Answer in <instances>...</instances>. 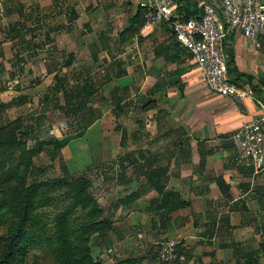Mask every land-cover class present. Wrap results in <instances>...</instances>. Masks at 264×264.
I'll return each instance as SVG.
<instances>
[{"label": "crops", "instance_id": "obj_1", "mask_svg": "<svg viewBox=\"0 0 264 264\" xmlns=\"http://www.w3.org/2000/svg\"><path fill=\"white\" fill-rule=\"evenodd\" d=\"M139 1H39L48 20H57L52 28L56 32L43 35V44H52L45 50L69 55L66 63L74 67L73 82H63L59 74L55 78L57 88L67 96L66 106H72L73 117L79 112L80 128L87 126L88 133L114 132L117 123L105 131L96 123L102 118L118 119L123 122L122 146L126 136L139 140L130 144L127 139L125 152L116 162H103V157L85 160L78 154L74 160L66 152L73 137H61L54 122L60 112L69 111L60 98H54L51 115L32 117L37 111L35 95L43 86L47 92L48 82L0 85V103L9 101L11 109L27 113L23 123L30 146L36 140H50L33 157L41 172L43 167L34 159L41 160L46 151L50 158H58L60 176L84 174L90 178L95 198L112 220L113 243L141 239L150 249L155 239L178 237L185 248L194 251L193 263L264 264V165L258 170L242 164L230 140L242 124L264 114V51L239 30L225 39L230 75L252 92L239 99L221 96L205 86L200 70L175 41L168 24L146 20ZM181 2L195 12L200 2L214 4L217 0ZM19 35L7 38L15 59L22 39ZM33 39L28 35L25 42L32 45ZM37 54L33 50L32 55ZM48 59L45 56L47 63ZM44 71L47 74L46 67ZM84 74L91 77L89 90L81 85ZM67 84L72 91L65 90ZM84 93L90 96L81 100ZM3 108L0 106V116L6 117ZM50 116V126L43 120L48 126L44 135L41 120ZM86 118L91 120L88 125H84ZM164 136L168 139L162 141ZM146 137L148 142L141 141ZM101 147L95 142L94 148ZM100 165L118 170L105 180L91 179L87 170ZM76 168L80 171L73 174ZM182 202L183 206L176 207ZM117 215L121 216L116 219Z\"/></svg>", "mask_w": 264, "mask_h": 264}, {"label": "rangeland", "instance_id": "obj_2", "mask_svg": "<svg viewBox=\"0 0 264 264\" xmlns=\"http://www.w3.org/2000/svg\"><path fill=\"white\" fill-rule=\"evenodd\" d=\"M39 1L40 0H0V63L2 64V66H0V85L7 86L9 85L8 82H48L49 88L47 92H45V86H43V88H40L35 95L38 97L36 104L37 111L34 112L32 117H36L37 114L38 116L51 115V109L54 105L53 103H56L54 98H60L62 102H65L63 107L69 109V111H62L60 114L57 113L59 114V117L54 120V122L58 123L57 129L61 133V137L65 135L73 137V141L66 152L70 154L74 160H77L76 157L78 154L85 160L103 157V162H116V160L120 159L125 152V146L128 143L127 139H129V143L130 141L139 142V140L134 138L132 135L126 136V145L122 146L123 139L120 127L123 125V122L119 121L118 119L112 120L110 118H102L101 120H98V123H96V125L99 127L101 125L104 128V131L105 129H108L105 127L112 126V124L115 125L117 123L118 128L114 132L113 130L108 129V133L107 131L102 134H97L95 131L88 133V131H86L87 126L80 128L82 121L80 120L79 112L77 111L76 113H78V115L75 114L73 117L72 114L74 113H72V111L70 112V110H72V106H66L67 96L64 93V90L57 88L59 86L57 85L56 82L58 81L55 78V75L59 74L60 77L64 79L63 82H73L75 77L73 70L74 67L73 65L71 66V64L69 65L66 63L67 59L70 60V58H68L69 55L64 56L63 54L59 53L57 49L50 50L48 52L45 50L47 46H52V44H43L45 42L43 40V35L47 31L56 32L52 28L57 24V20H48L46 10L40 6ZM21 14H25L27 16L26 21L23 23H19L17 21ZM16 33L21 34L19 36L22 37V39L18 42L19 46L16 47V49H19L17 53V59H15L16 56H12L11 43L10 40L7 39L10 35H15ZM28 35L34 36L32 45H36L38 49L32 47L31 43L25 42V37ZM27 47L29 51L26 50ZM33 50H38V54L32 55ZM19 53L21 54L20 56ZM45 56L49 58L48 63L45 60ZM20 58H22V60H20ZM32 60H35L34 66L31 65ZM24 63L29 64L25 65ZM45 67L47 69V74L44 71ZM50 68H53V70H50ZM13 73L15 75H13ZM84 75L82 76L81 85L83 87H87L86 89L89 90L90 87L88 84L91 81V77L88 74ZM52 83L54 84L53 86ZM72 89V86L68 84L66 85L65 90L72 91ZM89 96L90 95L87 93H84L81 100H84L85 98L88 99ZM7 103H9V101L0 103V106H4L8 112H6V117L0 116V125L5 124L7 121L19 119L21 128H24L23 122L26 120V118H28L26 115V109H24L26 114L22 115L21 112L23 111L11 109ZM44 104L47 106L46 109H44ZM110 106L111 105L108 107ZM48 108L50 110L47 114L46 110ZM8 115L13 118H9ZM44 119L50 126L49 122L52 121V116H50L49 119L43 118L41 120L44 126H42L40 129L44 131V135H47L45 132L48 131V126H45L46 122L43 121ZM127 123L128 121L125 124L127 125ZM95 129H98V127H95ZM140 139L143 142L149 141V137H146V139ZM166 139H168V137L164 136L162 141H165ZM25 140L28 145L32 144L28 142L27 136L25 137ZM76 141L79 142L77 143ZM95 142L101 144L102 147L100 150L94 148ZM34 162H36L37 165L40 164V166L43 167L42 172L40 170L36 177L37 180L60 177L62 169L58 158H50V155L46 151L43 152L41 160L34 159ZM97 168L98 169L92 171L87 170V175H89L93 180L96 178L105 180V178L112 175L113 172L115 173V170H118V167H108L107 165H100V167ZM72 171L73 174H78L80 169L76 168V170L72 169ZM84 171L85 170L82 169L83 173ZM28 181H31L30 177H28ZM120 216L121 215H117L116 219H118ZM12 220L13 217L9 213L3 214V216L0 218V253L4 247L5 237L10 228ZM126 241L127 244L124 243L120 245V241H117L115 243L112 242L107 246L106 244L100 246L96 243V237L94 235L90 240L92 256L94 259L100 258L103 264H128V260L131 259L135 260L134 264H171L163 263L157 260L156 256L152 252L151 247L149 249L147 242L145 243L141 239H127ZM18 247L19 251L14 258L13 264H61L57 261L55 256L50 253L48 248L43 243L36 242L28 235L23 234L18 238ZM194 255V251L192 250V256L187 260V264H197L195 262L193 263Z\"/></svg>", "mask_w": 264, "mask_h": 264}, {"label": "trees", "instance_id": "obj_3", "mask_svg": "<svg viewBox=\"0 0 264 264\" xmlns=\"http://www.w3.org/2000/svg\"><path fill=\"white\" fill-rule=\"evenodd\" d=\"M185 10L189 15L198 13V8L195 12ZM26 17L21 14L17 21L23 23ZM259 46L264 51V40H260ZM261 95L264 99V90ZM84 121V125L91 123L87 118ZM26 136L19 119L0 125V218L7 213L13 217L0 253V264H13L19 251L18 238L23 234L43 243L61 264H103L100 258H93L90 240L95 235L100 246L112 243L113 224L95 198L90 178L84 174H67L37 180L40 169L33 163V157L50 140H36L29 146ZM53 142L60 144L59 140ZM177 251L183 253V260L163 263L187 264L192 250L180 242ZM134 263V259L128 260V264Z\"/></svg>", "mask_w": 264, "mask_h": 264}, {"label": "built area", "instance_id": "obj_4", "mask_svg": "<svg viewBox=\"0 0 264 264\" xmlns=\"http://www.w3.org/2000/svg\"><path fill=\"white\" fill-rule=\"evenodd\" d=\"M146 20L165 22L175 41L186 49L200 70L205 86L230 99L251 95V88L241 86L230 75L225 39L236 30L259 45L264 40V0H217L214 4L200 2L198 13L187 14L181 0H140ZM236 158L245 166L258 170L264 165V114L242 124L230 136ZM181 240L168 237L151 242L157 260H183L177 247Z\"/></svg>", "mask_w": 264, "mask_h": 264}]
</instances>
